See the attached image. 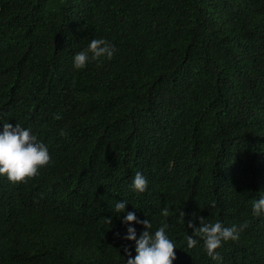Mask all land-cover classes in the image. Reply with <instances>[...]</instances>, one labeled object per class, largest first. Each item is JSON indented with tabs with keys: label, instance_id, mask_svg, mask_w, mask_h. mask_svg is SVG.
Listing matches in <instances>:
<instances>
[{
	"label": "trees",
	"instance_id": "obj_1",
	"mask_svg": "<svg viewBox=\"0 0 264 264\" xmlns=\"http://www.w3.org/2000/svg\"><path fill=\"white\" fill-rule=\"evenodd\" d=\"M92 39L113 58L75 69ZM4 123L51 161L25 183L0 177V264H127V228L145 230L130 212L152 233L167 222L173 264H218L198 238L187 247L202 218L247 223L219 264H264V0H0Z\"/></svg>",
	"mask_w": 264,
	"mask_h": 264
},
{
	"label": "clouds",
	"instance_id": "obj_2",
	"mask_svg": "<svg viewBox=\"0 0 264 264\" xmlns=\"http://www.w3.org/2000/svg\"><path fill=\"white\" fill-rule=\"evenodd\" d=\"M115 49L104 39H92L87 48L78 52L73 57V67L77 70L83 69L89 60L101 61V59L111 60ZM60 117L57 116L56 119ZM51 161L48 148L39 142L37 137L31 133L30 129L22 128L19 124L13 126L9 123L3 124L0 131V177H6L10 183H25L39 175V170L46 167ZM148 186L147 179L136 172L131 183V190L143 193ZM125 202L115 204V210L121 213L125 209ZM252 214L254 216L264 215V195L252 203ZM161 215L165 218L170 216L167 207L163 209ZM185 213L180 211L179 222L184 225ZM104 219L107 224L112 223L111 217ZM125 225L133 223L140 224L145 229L136 238L135 228L129 226L127 235L123 239L135 241V257L129 258L127 264H173L176 259V245L169 239L166 229L167 222H163L154 233L150 231L152 224L148 219L137 220L135 213H128L123 220ZM200 226L194 227L188 222L187 227L192 228L191 236L187 235V247H196L198 240L202 241L204 252L218 264L222 257L216 251L221 247L222 242L239 239V233L247 228V223L237 227H225L221 222H206L200 219ZM127 251V249H125Z\"/></svg>",
	"mask_w": 264,
	"mask_h": 264
}]
</instances>
